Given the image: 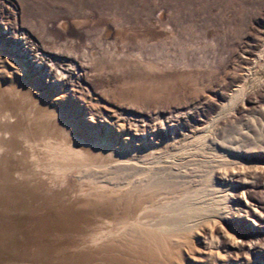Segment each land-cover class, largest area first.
I'll list each match as a JSON object with an SVG mask.
<instances>
[{"label":"rangeland","instance_id":"rangeland-1","mask_svg":"<svg viewBox=\"0 0 264 264\" xmlns=\"http://www.w3.org/2000/svg\"><path fill=\"white\" fill-rule=\"evenodd\" d=\"M0 95L1 114L19 122L0 153V264H264V223L227 208L244 192L264 214V0H0ZM84 102L95 120L73 127ZM171 119L202 132L167 141ZM128 156L181 163L186 178L157 189L164 200L109 204ZM233 170L248 183L217 179Z\"/></svg>","mask_w":264,"mask_h":264},{"label":"bare ground","instance_id":"bare-ground-1","mask_svg":"<svg viewBox=\"0 0 264 264\" xmlns=\"http://www.w3.org/2000/svg\"><path fill=\"white\" fill-rule=\"evenodd\" d=\"M31 61L29 60V63H30ZM55 70V69H54ZM68 73H71V70L70 69H65V70H60V69H57V75H59L61 78H62V80L63 79H65V77H66V75L68 74ZM151 80H153V79H151ZM64 86V85H63ZM20 92V91H19ZM84 93H86V92H84ZM84 93H82V96L84 95ZM4 94V93H3ZM21 94V93H20ZM1 96V95H0ZM2 97L3 96H1V100H2ZM85 97V96H84ZM81 98H83V97H81ZM4 99V98H3ZM11 99V98H10ZM84 99V98H83ZM11 102V101H10ZM3 103V102H2ZM5 103V102H4ZM85 104L84 105H81V107L79 108L80 109V111H79V114H77L76 116L77 117H75V115L74 116H70V118L68 119V124H71V125H73V127H74V125H77L78 123H81L80 121H83L84 123L85 122H88V121H93V120H95L94 118H92L93 116H92V114H91V112H89L88 110H89V108L87 107V104H86V102H84ZM6 104V103H5ZM44 109V108H43ZM92 110V109H91ZM7 112H9L8 110H7ZM42 114H43V116H44V118L45 119H47V120H57L56 122L58 123L59 121H62L63 122V119H66L67 120V118H64V117H62V116H60V117H58L57 116V113L56 112H53V111H51V110H49L48 112H43V111H40ZM91 116H90V115ZM113 116V115H112ZM14 117H15V115L14 114H12V112L11 113H5L4 112V114H1V111H0V147L2 148V146H3V148H2V150H1V148H0V150H1V152L0 153H2V151H4V148L7 146V141L5 140L6 138H4L5 136V134H3L5 131H7V133H8V131H9V128H11V127H13L14 125L17 127L18 125H19V122H17V123H15V124H12V123H14L15 122V120H14ZM36 118H38V117H36ZM36 118H34L33 119V122L34 121H36V120H38V119H36ZM97 118V117H96ZM101 118H102V116H101ZM105 118V117H104ZM120 118V117H119ZM106 119V118H105ZM104 119V120H105ZM115 119V118H114ZM123 119V118H122ZM125 119H127V118H125ZM163 120V119H162ZM65 121V120H64ZM127 121V120H126ZM165 121V120H164ZM174 120L173 119H171V120H169L168 121V124L167 125H165L164 123V125L166 126V127H162V130L163 131H165V133H164V139H166L167 141H169V140H173V141H177L178 140V138L179 137H183V138H186V139H188V137H189V133L187 132V131H191V129H193L192 130V134H196V133H199L198 131L200 130L201 131V129H203V128H197V127H194V128H188V129H186V130H181V131H179V130H177V128H176V125L174 124V122H173ZM51 122V121H50ZM132 123H133V121H131ZM99 123V122H98ZM113 123V122H112ZM127 123V122H126ZM111 124V123H110ZM123 124V123H122ZM146 124V123H145ZM161 124H162V121H161ZM103 125V124H102ZM138 125H139V123H138ZM142 125V124H141ZM61 126H63V125H61ZM125 126V125H124ZM129 126V125H128ZM133 126V125H132ZM97 127V126H96ZM130 127V126H129ZM143 127V126H142ZM149 127V126H148ZM154 127H156V126H154ZM14 128V127H13ZM58 128V127H57ZM99 128V127H98ZM123 128V127H122ZM135 128H137L136 126H135ZM16 129V128H15ZM29 129V128H28ZM31 129V128H30ZM34 129V128H33ZM56 130V129H55ZM59 130H60V128H59ZM159 130V129H158ZM13 131V130H12ZM16 131V130H15ZM15 131H13L14 133H15ZM26 131H28L27 129H26ZM53 131V130H52ZM123 131H125L124 129H123ZM137 131V130H136ZM18 132V131H17ZM60 132V131H59ZM117 132V131H116ZM135 132V131H134ZM146 132V131H145ZM202 132V131H201ZM9 133H11V132H9ZM28 133H30V131H28ZM122 133V132H121ZM129 133H132V135H134L135 137H139V133H137V132H135V134H133V132H132V130H130L129 131ZM12 134V133H11ZM143 134V133H142ZM191 134V135H192ZM7 135V134H6ZM14 135H16V133L14 134ZM121 135V134H120ZM190 135V136H191ZM201 135V134H200ZM130 137V136H129ZM150 136L148 135V138L146 137V135L144 134V136H142V138L143 139H151L152 141H153V139H152V136L149 138ZM195 137V136H194ZM193 139V138H192ZM135 140V139H134ZM182 140V139H181ZM149 141V140H148ZM188 141H189V139H188ZM192 141V140H191ZM190 141V142H191ZM146 142V141H145ZM166 142V141H165ZM194 142V141H193ZM138 143V142H137ZM136 143V144H137ZM141 143V142H140ZM148 143V142H147ZM158 143V142H157ZM174 143H176V142H174ZM162 144V143H161ZM160 144V145H161ZM167 144V143H166ZM184 144H185V142H184ZM139 145V144H138ZM145 145V144H144ZM169 145V144H168ZM173 145V144H172ZM178 145V144H177ZM159 146V145H158ZM174 146V145H173ZM180 146H183L184 147V145H181V143H180ZM179 146V147H180ZM149 147V146H148ZM178 147V146H177ZM70 148V147H69ZM73 148V147H72ZM129 148V147H128ZM172 148V147H171ZM181 148V147H180ZM179 148V149H180ZM71 149V148H70ZM77 149V148H76ZM139 149V148H138ZM141 149V148H140ZM142 149H144V148H142ZM164 149V148H163ZM177 149V148H176ZM176 149H174V150H176ZM72 150V149H71ZM75 150V149H74ZM83 150V149H82ZM183 150V149H182ZM181 150V151H182ZM86 151V150H85ZM146 151H147V149H146ZM149 151H151V150H149ZM149 151H148V153H149ZM153 151V150H152ZM179 151V150H178ZM184 151V150H183ZM196 151V150H195ZM71 152V151H70ZM89 152V151H88ZM87 152V153H88ZM128 152V151H127ZM140 152V151H139ZM154 152V151H153ZM75 153H76V150H75ZM78 153V152H77ZM123 153V152H122ZM126 153V152H125ZM138 153V152H137ZM142 153V152H141ZM181 153V152H180ZM93 154V153H92ZM114 154V153H113ZM112 154V155H113ZM136 154V153H135ZM145 154V153H144ZM153 154V153H152ZM159 154V153H158ZM80 155V154H79ZM91 155V154H90ZM128 155V154H127ZM132 155H133V153H132ZM131 155V156H132ZM150 155V154H149ZM149 155H147V156H149ZM88 156V155H87ZM114 156V155H113ZM115 156H116V154H115ZM118 156H119V154H118ZM159 156V155H158ZM0 157L2 158V159H4V155H0ZM133 157V156H132ZM142 157V156H141ZM150 157V156H149ZM118 158H121V157H118ZM167 158V157H166ZM169 158V157H168ZM122 159V158H121ZM134 159H136V157L134 158ZM133 159V160H134ZM143 159V158H142ZM161 160V159H160ZM163 160V159H162ZM1 161V160H0ZM124 161V160H123ZM135 162V161H134ZM137 162V163H136ZM135 163H132V160L129 158V156L126 158V161L124 162V163H122V164H120L121 165V167L120 168H117V169H120V170H118V171H122V174L124 175V176H122L119 172V174L123 177V178H125V180L127 181V183H125V186H123L121 183H119V184H121V185H119V184H113L112 183V186L111 187H109L108 185H106L105 183V185H106V191L104 192L105 193V198L106 199H104V200H106V201H108V203L110 204V202L111 203H114L117 199L118 200H120L121 201V204L123 205V201L125 200V198L126 197H131V196H133V198L134 197H136V196H140L139 198H143L144 197V199L146 198V197H149V199H150V196H155V194H157V195H159V193H157L158 191H157V189H159V190H162V189H160V188H164L165 190H166V187H175V188H177V183H180L181 182V180H183V179H185L186 178V170L184 171L183 170V166H181V163H180V167L178 166V167H176L179 163H177V162H169V161H166V160H163V161H159L158 162V158L157 157H151V158H147L146 157V159H145V157H144V159L143 160H140V158L136 161ZM117 163H119V162H117ZM117 163L115 164V165H117ZM177 163V164H176ZM187 164V163H186ZM183 165V164H182ZM184 165H185V163H184ZM119 167V166H118ZM182 167V168H181ZM113 168V167H112ZM184 168H185V166H184ZM115 170V169H114ZM114 170H113V172H114ZM117 171V170H116ZM106 173H107V171H106ZM108 173H110V171L108 172ZM117 173V172H116ZM113 174H115V173H113ZM117 175V174H116ZM241 175H243L241 172H237V171H235V170H233L231 173H229L228 174V176H219V174H218V177H217V179H220L219 181H221V183L222 184H224V185H226L227 186V184H228V182H230V183H234V182H238L239 184H247L248 182H241ZM106 176V175H105ZM111 176V175H110ZM113 176V175H112ZM190 176V175H189ZM188 176V177H189ZM107 177V176H106ZM105 177V178H106ZM116 177H119V175H117ZM210 177H212V175L210 176ZM216 177V176H215ZM246 177V176H245ZM96 178V177H95ZM113 178H115V176L114 177H112V179ZM120 178V177H119ZM118 178V179H119ZM101 179V178H100ZM109 180H110V178H108ZM111 179V180H112ZM118 179H116V180H118ZM122 178H120V180L119 181H122L121 180ZM189 179V178H188ZM211 179V178H210ZM247 179V178H246ZM97 180V179H96ZM99 180V179H98ZM125 180H123V181H125ZM208 180H209V178H208ZM245 180V179H244ZM101 181V180H100ZM104 181V180H103ZM105 181H106V179H105ZM115 181V179L113 180V182ZM118 181V182H119ZM186 181V180H185ZM108 182V181H107ZM109 182H111V181H109ZM187 182V181H186ZM99 183V182H98ZM115 183V182H114ZM237 183V184H238ZM99 184H101V183H99ZM111 184V183H110ZM181 184V183H180ZM186 184V183H185ZM103 185V184H102ZM109 188H108V187ZM230 186V185H229ZM179 187V186H178ZM231 188L233 189V187L231 186ZM99 189H101V187L99 188ZM98 189V190H99ZM103 190V189H102ZM230 190V189H229ZM155 191V192H154ZM157 191V192H156ZM166 191H168V189L166 190ZM235 191V190H234ZM94 192H95V190H94ZM98 191H96V196H98V193H97ZM153 192V193H152ZM93 193V192H92ZM91 193V194H92ZM153 195H152V194ZM162 193H164L163 192V190H162ZM167 193V192H166ZM166 193H164V195L166 194ZM242 193V192H241ZM90 194V193H89ZM101 194V193H100ZM99 194V195H100ZM103 194V193H102ZM102 194H101V197H102ZM233 194V193H232ZM231 194V201H230V205L229 206H227V208H228V210H229V212L230 213H236L238 210H240V211H242V212H244V215L245 216H247V218L250 220V221H253L254 223H256V224H259V222L260 223H264V214H263V212L261 213V212H259L258 211V207H256L255 206V204H253L248 198H247V195H245V193L243 192V195H241V196H239V193H235L234 195H232ZM93 195V194H92ZM104 195V194H103ZM156 195V196H157ZM162 194L160 193V196H161ZM164 195H162V197L164 196ZM94 196H95V193H94ZM94 196H90L91 198L93 197V199H94ZM96 196H95V198H96ZM155 196V197H156ZM99 197V196H98ZM154 197V198H155ZM166 197V196H165ZM153 198V197H152ZM151 198V199H152ZM153 198V199H154ZM158 198V197H157ZM156 198V199H157ZM161 198V197H160ZM167 198V197H166ZM93 199H91V200H93ZM97 199H99V200H101L100 198H97ZM102 199V201L101 202H103L104 200ZM129 199V198H128ZM130 199H132V198H130ZM136 199V198H135ZM143 199V200H144ZM159 199V198H158ZM157 199V200H158ZM162 200H164L165 198L163 197V198H161ZM168 199V198H167ZM90 200V201H91ZM145 200H148V199H145ZM162 200H160V201H162ZM189 200V199H188ZM137 201V200H136ZM159 201V200H158ZM187 201V200H186ZM83 203H84V201H82ZM97 200H96V203L95 204H97ZM118 202V201H117ZM125 202V201H124ZM128 202V201H127ZM135 202V201H134ZM152 202H154V201H152ZM181 202V201H180ZM179 202V203H180ZM183 202V201H182ZM192 201H190V203H191ZM88 203H89V201H88ZM133 203V202H132ZM132 203H131V205H132ZM136 203H138V201L136 202ZM143 203H144V201H143ZM150 203V202H149ZM148 203V204H149ZM161 203V202H160ZM165 203H169V202H165ZM187 203V202H186ZM190 203H189V205H190ZM193 203H195V202H193ZM91 204H94V203H91ZM99 204H103V203H100V201H99ZM109 204H107V205H109ZM129 204V203H128ZM139 204H141V203H139ZM151 204H153V203H151ZM151 204H149V206L151 205ZM159 204V203H158ZM175 204V203H174ZM80 205H81V203H80ZM104 205V204H103ZM106 205V204H105ZM115 205V204H114ZM130 205V206H131ZM137 205V204H136ZM143 205V204H142ZM165 205V204H164ZM187 205H188V203H187ZM188 205V206H189ZM198 205V204H197ZM87 206V205H86ZM86 206H84L85 208H87ZM89 206H91V205H89ZM93 206V208H94V210H96L95 209V205H92ZM91 206V207H92ZM124 206V205H123ZM129 206V208H127V209H130L131 207ZM135 205L133 204V206L132 207H134ZM137 206H139V205H137ZM136 206V207H137ZM145 207L147 206L146 204L144 205ZM152 206V205H151ZM150 206V207H151ZM157 206V205H156ZM158 206H160V205H158ZM161 206H163L162 204H161ZM161 206H160V208H161ZM166 206V205H165ZM168 206V205H167ZM166 206V207H167ZM178 207H180V206H182V204L181 205H177ZM186 206V205H185ZM98 207V206H97ZM106 207H108V206H106ZM115 207H117V206H115ZM121 206L119 205V208H120ZM128 207V206H127ZM144 207V208H145ZM148 207V206H147ZM149 207V208H150ZM153 207V206H152ZM152 207L150 208V209H152ZM164 207V206H163ZM173 207V206H172ZM183 207V206H182ZM190 207V211L192 210V208H191V205L189 206ZM82 207H80V210H82L81 209ZM99 208V207H98ZM101 208V207H100ZM99 208V209H100ZM105 208V207H104ZM122 208V207H121ZM124 208V207H123ZM144 208H142V209H144ZM84 209V208H83ZM89 209V208H88ZM114 209V208H113ZM115 209H117V208H115ZM134 209V208H133ZM137 209H139V207L137 208ZM147 211H146V210ZM144 210L146 211V212H148V211H150V210H148V208H145ZM170 209V208H169ZM175 209V208H174ZM180 209H182V208H180ZM184 209V208H183ZM198 209V206H196V209H193V210H197ZM204 209V208H203ZM105 210V209H104ZM157 210L158 211H160V210H162V212H165L166 211V209H165V211L163 210V208L162 209H159V208H157ZM172 210H173V208H172ZM171 210V211H172ZM188 211H189V209H187ZM187 210H184L185 211V213L187 212ZM199 210V209H198ZM202 210V209H201ZM102 211V210H101ZM120 211H122V209L120 210ZM135 211V210H134ZM141 211V210H140ZM143 211V210H142ZM145 211H143L144 213H145ZM152 211H154V208L151 210V212ZM167 211H168V209H167ZM170 211V212H171ZM218 211V208H215L214 209V213H216ZM219 211H220V209H219ZM94 212H97L98 213V211H94ZM117 212V211H116ZM129 212V211H128ZM132 212V211H131ZM136 212V211H135ZM134 212V213H135ZM157 212V211H156ZM179 212V211H178ZM177 212V213H178ZM197 212V211H196ZM212 212V213H213ZM104 213V212H103ZM115 213V212H114ZM161 213V212H160ZM159 213V214H160ZM166 213V212H165ZM168 213V212H167ZM181 214H183L184 212H180ZM184 213V214H185ZM206 213V212H205ZM205 213H203V214H205ZM99 214H101V213H99ZM110 214H112V213H110ZM123 214H125V212L123 213ZM122 214V215H123ZM141 214V213H140ZM156 214H158V212L156 213ZM158 214V215H159ZM162 214L163 213H161V215L160 216H162ZM170 214V213H169ZM172 214H175V212L173 213L172 212ZM181 214H179V215H181ZM202 214V213H201ZM93 215H94V213H93ZM96 215H98V214H96ZM103 215H105V214H103ZM127 215V214H126ZM129 215V214H128ZM133 215H135V214H133ZM165 215V214H164ZM176 215V217L177 216H179V215H177V214H175ZM188 215V214H187ZM238 215V214H237ZM236 215V216H237ZM54 216V215H53ZM102 216V215H101ZM111 216V215H110ZM124 216V215H123ZM131 216H132V213H131ZM131 216H126L128 219L131 217ZM137 216V215H136ZM138 216H140L139 214H138ZM150 216V215H149ZM152 216V215H151ZM154 216H155V214H154ZM167 216H169L168 214H167ZM186 216V215H185ZM175 217V219L174 220H176L177 218ZM181 217H182V215H181ZM243 217V216H242ZM179 219H180V216L178 217ZM183 218V217H182ZM133 219V218H132ZM130 220V219H129ZM173 220V221H174ZM184 220V219H183ZM128 221V220H127ZM168 222H169V220H167ZM166 221V222H167ZM171 221V220H170ZM173 221H172V223H173ZM166 222H161L162 224L164 223H166ZM167 222V224H169ZM177 222V221H176ZM175 222V223H176ZM178 222H180V221H178ZM154 223V222H153ZM159 223V222H158ZM157 223V225H159V224H161V223H159L158 224ZM183 223V222H182ZM182 223H181V225H182ZM217 223V222H216ZM156 224V223H155ZM174 224V223H173ZM178 224V223H177ZM180 224V223H179ZM134 225H136V224H134ZM140 225V224H139ZM143 226H145L144 224H142ZM147 225H148V223H147ZM154 224H152V226H153ZM187 225V224H186ZM185 225V226H186ZM138 226V225H137ZM141 226V225H140ZM142 226V227H143ZM149 226H151V225H149ZM166 226V225H165ZM164 225L162 226V227H164V228H166ZM187 226H189L190 227V225H187ZM136 227V226H135ZM134 227V228H135ZM160 227V226H159ZM158 227V228H159ZM176 227V226H175ZM184 227V226H183ZM193 227V226H192ZM195 227V226H194ZM216 227H217V225H216ZM134 228L132 229V231L134 230ZM137 228V227H136ZM136 228H135V230H136ZM148 228H150V227H148ZM154 228H156V227H154ZM158 228H156L157 229V231H158ZM164 228H162V229H164ZM170 228V227H169ZM172 228V227H171ZM174 228V227H173ZM172 228V229H173ZM177 228V227H176ZM176 228H174V229H176ZM179 228V227H178ZM180 228H182V227H180ZM185 228V227H184ZM139 229V231L141 232V228H138ZM137 229V230H138ZM143 229H144V227H143ZM142 229V230H143ZM151 229V228H150ZM149 229V230H150ZM159 229H161V228H159ZM161 229V230H162ZM171 230V229H169L170 231H168V232H171V231H175V230ZM216 229V228H215ZM136 230V231H137ZM160 230V231H161ZM166 230H168L167 228H166ZM180 229H178V231H179ZM193 230V229H192ZM136 231H134V232H136ZM144 231V230H143ZM155 229H154V233H155ZM156 231V232H157ZM163 231V230H162ZM147 232V231H146ZM150 232V231H149ZM148 232V234L150 235V233ZM152 232V231H151ZM167 232V231H166ZM210 232H211V230H210ZM212 232H213V229H212ZM131 233V232H130ZM139 233V232H138ZM153 233V234H154ZM163 233V232H162ZM161 233V234H162ZM145 234V233H144ZM156 234V233H155ZM154 234V235H155ZM168 234V233H167ZM170 234V233H169ZM168 234V235H169ZM171 234H172V232H171ZM214 233H211V235H213ZM127 235V234H126ZM125 235V236H126ZM147 235V234H146ZM163 235V234H162ZM173 235V234H172ZM201 235H203V234H201ZM134 235H132V237H133ZM142 235H140V236H138V239H139V237H141ZM145 236V235H144ZM148 236V235H147ZM152 236V235H151ZM151 236H149L148 238H149V240H150V237ZM165 236V235H164ZM167 236V235H166ZM170 236V235H169ZM168 236V237H169ZM174 236V235H173ZM214 236V235H213ZM213 236H211V238H213ZM160 238H162L161 237V235L159 236ZM167 237V238H168ZM125 238V237H124ZM145 238H147L146 236H145ZM160 238H159V240H160ZM166 238V237H165ZM172 238V237H171ZM177 237H175V239H176ZM205 238V237H204ZM207 238V237H206ZM127 239V238H126ZM133 239V238H132ZM134 239H136V237L134 238ZM142 239V238H141ZM140 239V240H141ZM169 239V238H168ZM168 239H167V241H168ZM172 239H174V237L172 238ZM171 239V240H172ZM202 239L203 238H198V240H199V243H203V244H205V242H202ZM215 239H216V237H215ZM103 240V239H102ZM121 240V239H120ZM123 241H125L124 239H122ZM155 240H156V242H157V237L155 238ZM163 238H162V240H160L161 242H163ZM166 240V239H165ZM177 240V239H176ZM212 240V239H211ZM214 240V239H213ZM100 241V240H99ZM98 241V242H99ZM106 241V240H105ZM130 241V240H129ZM143 241H144V239H143ZM153 240H151V242H152ZM160 241L158 242V243H160ZM166 241V242H167ZM203 241H205L204 239H203ZM95 242H96V240H95ZM104 242V241H103ZM102 242V244H104ZM107 242V241H106ZM120 242V241H119ZM128 242V241H127ZM131 242V241H130ZM149 243H150V241H148ZM154 242V241H153ZM166 242L164 243V245L166 244ZM170 242V241H169ZM168 242V243H169ZM171 242H173V240L171 241ZM170 242V243H171ZM132 243H134V242H132ZM144 243V242H143ZM146 244H147V240H146V242H145ZM148 243V244H149ZM209 243V242H208ZM214 242H212L211 244H213ZM94 244H96V243H94ZM98 244V243H97ZM100 244H101V242H100ZM113 244V243H112ZM163 244V243H162ZM236 244V242H234V245ZM115 245L117 246V244L115 243ZM119 245V244H118ZM121 245H124L123 243L121 244ZM133 245V244H132ZM136 245H137V242H136ZM154 245L156 246L157 244H155L154 243ZM160 245V244H159ZM158 245V246H159ZM166 245H168V244H166ZM96 246H98V245H96ZM105 246H107L106 244H105ZM109 246V245H108ZM113 246V245H112ZM128 246V245H127ZM135 246V245H134ZM140 246V245H139ZM138 246V247H139ZM143 246V245H142ZM144 246H146V245H144ZM150 246V245H149ZM151 246H153V244L151 245ZM154 246V248L156 249V247ZM157 246V247H158ZM161 246H163V245H161ZM170 246H171V244H170ZM206 246V245H205ZM100 247V246H99ZM123 247V246H122ZM131 247V246H130ZM102 248V247H101ZM104 248V247H103ZM102 248V249H103ZM127 248V247H126ZM134 248H137V247H134ZM133 248V249H134ZM144 248V247H143ZM143 248H141V249H143ZM159 248V247H158ZM158 248H157V250L156 251H158ZM161 248V247H160ZM159 248V250L161 251V249ZM208 248V247H207ZM112 249V248H111ZM117 249H119L118 247H117ZM128 249V248H127ZM130 249H132V248H130ZM130 249H128V250H130ZM140 249V250H141ZM147 249V248H146ZM163 249V248H162ZM167 250L169 249V247L168 248H166ZM165 249V250H166ZM213 249V248H212ZM107 250V249H106ZM108 250H109V247H108ZM121 250H124L125 251V249H121ZM136 250V249H135ZM145 250V249H144ZM150 250V249H149ZM154 250V249H153ZM210 250V249H209ZM251 250L254 252V251H256V247H254V248H251ZM102 251H104V250H102ZM109 251H112V250H109ZM139 251V250H138ZM159 251V252H160ZM164 251V250H163ZM162 251V252H163ZM170 251V250H169ZM106 252V251H105ZM129 252V251H128ZM136 252V251H135ZM134 252V253H135ZM158 252V254H160ZM96 253V252H95ZM98 253V252H97ZM108 253V252H107ZM110 253V252H109ZM127 253V252H126ZM134 253H133V255H134ZM136 253H138V252H136ZM146 253V252H145ZM144 253V254H145ZM150 253V252H149ZM154 253H155V251H154ZM181 253V252H180ZM183 253V252H182ZM212 254H211V256L214 258L215 257V255L213 254V252H211ZM106 254V253H105ZM105 254H102V255H105ZM112 254H113V252H112ZM116 254V253H115ZM118 254V253H117ZM120 255L121 254H123V253H119ZM152 254V253H151ZM166 254H167V251H166ZM170 254V253H169ZM168 254V255H169ZM98 255V254H97ZM101 255V256H102ZM108 255V257H109V254H107ZM120 255H119V257H120ZM161 255V254H160ZM164 255V254H163ZM171 256H172V254H170ZM186 255V254H185ZM114 256V255H113ZM128 256V255H127ZM130 256H131V253H130ZM142 256V255H141ZM152 256H153V254H152ZM151 256V257H152ZM155 256V255H154ZM166 256V255H165ZM106 257V256H105ZM118 257V256H117ZM137 257V256H136ZM135 257V258H136ZM150 257V256H149ZM158 257H160V256H158ZM167 257V256H166ZM165 257V258H166ZM179 257H180V254H179ZM96 258V257H95ZM103 258V257H102ZM101 258V259H102ZM130 258V257H129ZM134 258V257H133ZM141 258H143V257H141ZM174 258V257H173ZM177 258V257H176ZM175 258V259H176ZM93 259V258H92ZM98 259V258H97ZM152 259V258H151ZM163 258H161V260H162ZM172 259V258H171ZM184 259V258H183ZM94 260V259H93ZM122 260V259H121ZM130 260H131V258H130ZM141 260V259H140ZM149 260V259H148ZM155 260V259H154ZM153 260V261H154ZM158 260V259H157ZM174 260V259H173ZM96 261V260H95ZM103 261V260H102ZM115 261V260H114ZM119 261V260H118ZM117 261V262H118ZM156 261V260H155ZM177 261V260H176ZM98 262V261H97ZM101 262V261H100ZM105 262V261H104ZM116 262V261H115ZM124 261H122V263H123ZM138 262V261H137ZM145 262V261H144ZM149 262H150V260H149ZM167 262H168V260H167ZM180 262V261H179ZM182 262H184V261H182ZM143 263V262H142ZM157 263V262H156ZM158 263H160L159 261H158ZM169 263H171V262H169ZM90 264V263H89ZM103 264V263H102ZM141 264V263H140ZM145 264H147V263H145ZM154 264V263H153ZM165 264V263H164ZM179 264H181V263H179ZM248 264H254V262H253V260L252 259H248Z\"/></svg>","mask_w":264,"mask_h":264}]
</instances>
